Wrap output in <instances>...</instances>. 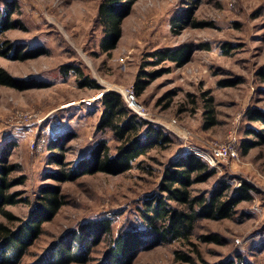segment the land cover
<instances>
[{"label": "rangeland", "instance_id": "374dc122", "mask_svg": "<svg viewBox=\"0 0 264 264\" xmlns=\"http://www.w3.org/2000/svg\"><path fill=\"white\" fill-rule=\"evenodd\" d=\"M7 1L17 2L13 17L22 28L7 30L3 38L31 49L43 47L45 53L26 60L0 56V67L9 74L37 84L25 89L0 84V163L15 165L9 177L17 184L10 192L22 200L5 209L23 220L45 188L58 186L64 195V204L42 224L20 264H42L44 256L65 247L87 220L111 217L112 235L138 224L142 200L157 190L173 157L208 150L230 133L238 139L239 159L219 162L213 166L215 175L194 188L210 189L223 179L235 186L245 182L252 187V200L240 202L232 218L198 222L191 241L199 254L174 241L140 251L132 264H204L239 253L253 264H264V143L246 154L241 149L244 138L260 140L253 129H264L245 115L248 108L264 110V77L259 76L264 66V0H136L110 52L100 48L97 16L102 0H0V7ZM181 44L192 47L188 62L152 64L150 52ZM73 65L100 88L78 87L74 73H63V66ZM138 74L149 79L140 96L134 93L139 113L122 92H134ZM107 91L118 92L140 117L165 127L172 142L150 150L124 173H83L60 181L58 172L87 158L99 140L107 142L110 153L115 151L118 142L109 130L97 128L100 98ZM210 97L216 123L204 128ZM0 222L11 228L19 223L1 214ZM209 232L219 233L222 244L198 240ZM108 238L104 235L90 248L86 263L71 264H102ZM176 249L192 252L195 263L174 261Z\"/></svg>", "mask_w": 264, "mask_h": 264}, {"label": "trees", "instance_id": "16d2710c", "mask_svg": "<svg viewBox=\"0 0 264 264\" xmlns=\"http://www.w3.org/2000/svg\"><path fill=\"white\" fill-rule=\"evenodd\" d=\"M136 0H102L98 7V22L102 28L100 48L104 52L116 47L121 36L122 19L130 12ZM17 2L7 1L0 7V56L12 60H26L45 53L43 47L28 48L24 43H14L4 39V33L13 28H22L20 19L14 18ZM226 49V48H225ZM227 50V49H226ZM192 47L181 44L177 47H164L149 53L152 64L164 61L182 66L190 59ZM63 66V73L72 72L77 77L78 87L100 88L99 84L87 76L78 66ZM67 69V70H65ZM264 77V66L259 72ZM155 76H152L153 79ZM151 80V79H150ZM149 79L138 74L133 84L134 93L140 96L146 88ZM0 84L25 89L36 86L32 79L13 77L3 67H0ZM225 86L226 83L220 81ZM204 113V128L216 123L212 97ZM102 110L97 122L99 130H109L112 138L118 142L115 151L104 139L99 140L91 149L87 158L80 159L71 170L58 172L60 181L75 180L83 173L102 172L110 175L124 173L132 168L135 160L146 155L154 148H164L172 142L171 134L165 127L152 123L135 113L116 91H107L100 98ZM250 121L264 126V110L248 108L245 113ZM260 138L259 141L244 138L241 141L242 154L258 144L264 143V129L252 130ZM15 170V165L2 161L0 163V214L9 220L19 221L11 228L0 222V264H20L21 258L29 246L41 233L42 224L51 220L64 204V195L58 186L45 188L41 200L23 220L16 219L6 205H14L18 200L10 189L17 183L9 175ZM216 173L204 157L195 151H186L173 157L164 167L161 180L155 192L144 197L138 208V224L120 229L112 235V218L102 215L87 220L72 232L66 246L59 248L55 254L46 255L43 261L49 264L86 263L87 254L92 246H96L100 238L108 235L109 246L103 253L102 264H132L140 251L154 248L162 243L182 241L199 254L197 246L191 241L199 221L204 219L221 220L232 218L237 205L243 201H251L252 187L242 182L235 186L225 179L216 182L210 189L196 190L195 184L208 181ZM89 238V242H84ZM201 242L222 244L219 233H201ZM70 242L77 244V249ZM196 254V255H197ZM51 257V258H50ZM176 262L195 263L192 252L176 249L173 251ZM42 261V264H43ZM41 264V263H40ZM100 264V263H98ZM204 264H253L240 253L225 256L216 261Z\"/></svg>", "mask_w": 264, "mask_h": 264}, {"label": "built area", "instance_id": "2783aa9c", "mask_svg": "<svg viewBox=\"0 0 264 264\" xmlns=\"http://www.w3.org/2000/svg\"><path fill=\"white\" fill-rule=\"evenodd\" d=\"M128 94L126 99L129 106L139 113L141 107L135 99L134 92L128 91ZM197 151L195 152L201 154L211 166H215L222 161L239 159V142L236 135L230 133L223 141L212 142L208 150Z\"/></svg>", "mask_w": 264, "mask_h": 264}, {"label": "bare ground", "instance_id": "6f19581e", "mask_svg": "<svg viewBox=\"0 0 264 264\" xmlns=\"http://www.w3.org/2000/svg\"><path fill=\"white\" fill-rule=\"evenodd\" d=\"M123 92V94L126 96V98L128 97V92L126 93V91H122Z\"/></svg>", "mask_w": 264, "mask_h": 264}]
</instances>
